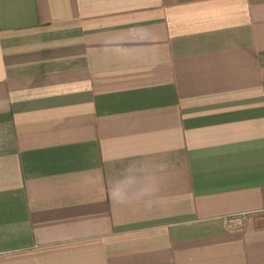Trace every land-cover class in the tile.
Here are the masks:
<instances>
[{"label":"crops","instance_id":"1","mask_svg":"<svg viewBox=\"0 0 264 264\" xmlns=\"http://www.w3.org/2000/svg\"><path fill=\"white\" fill-rule=\"evenodd\" d=\"M0 264H264V0H0Z\"/></svg>","mask_w":264,"mask_h":264}]
</instances>
